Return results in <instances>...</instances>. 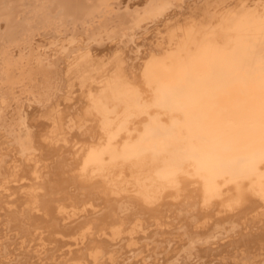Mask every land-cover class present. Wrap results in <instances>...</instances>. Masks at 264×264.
Returning a JSON list of instances; mask_svg holds the SVG:
<instances>
[{
  "label": "bare ground",
  "instance_id": "1",
  "mask_svg": "<svg viewBox=\"0 0 264 264\" xmlns=\"http://www.w3.org/2000/svg\"><path fill=\"white\" fill-rule=\"evenodd\" d=\"M0 264H264V0H0Z\"/></svg>",
  "mask_w": 264,
  "mask_h": 264
}]
</instances>
